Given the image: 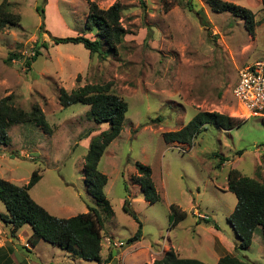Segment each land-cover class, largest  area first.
Here are the masks:
<instances>
[{"label": "rangeland", "instance_id": "obj_1", "mask_svg": "<svg viewBox=\"0 0 264 264\" xmlns=\"http://www.w3.org/2000/svg\"><path fill=\"white\" fill-rule=\"evenodd\" d=\"M225 1L251 10L253 29L231 12L212 11L206 0H8L19 21L0 31V98L11 94L25 110L38 104L50 131L33 123L11 126L8 145L0 144V178L21 185L39 170L30 196L58 217L97 208L103 217L100 264L152 263L170 248L215 264L224 247L233 250L239 242L228 219L236 197L227 190V174L235 168L264 181V116L248 115L232 89L239 68L264 59V10L261 0ZM92 2L100 9L119 3L122 42L115 49L103 44L100 54L82 44L54 43L51 37H97L85 26ZM37 46L40 54L26 67ZM11 53L19 56L6 61ZM106 83L128 102L123 129L98 164L108 178L110 211L101 210L83 181L89 141L108 125L89 120V106L63 108L58 100L60 89ZM199 111L219 112L239 124L230 129L207 124L191 145L163 140V132L180 129ZM221 158L227 160L217 168ZM135 162L151 168L159 201L144 199L132 179ZM125 199L142 224L141 239L131 244L126 240L138 224L122 210ZM171 204L186 212L175 226ZM5 212L0 201V213ZM0 225L12 241L8 260L0 264H98L43 240L25 247L28 225L16 233L19 240L9 225L1 220ZM212 226L225 238L220 250L207 232ZM234 255L264 264L261 227L254 229L250 246Z\"/></svg>", "mask_w": 264, "mask_h": 264}, {"label": "trees", "instance_id": "obj_2", "mask_svg": "<svg viewBox=\"0 0 264 264\" xmlns=\"http://www.w3.org/2000/svg\"><path fill=\"white\" fill-rule=\"evenodd\" d=\"M212 11L231 12L245 20V24L253 29L255 14L245 7L225 0H206ZM8 0L0 3V31L6 26L15 25L19 16L14 14L9 7ZM264 10V0H261ZM191 8V7H190ZM38 10V8H37ZM120 5L112 4L107 9H100L92 2L89 4V12L85 26L96 32L95 39L84 36L51 37L58 43L82 44L90 53H101L103 44L108 48L115 49L123 40L124 29L120 24ZM196 14L202 22L206 18L201 10ZM43 25L40 26L42 29ZM249 31L251 32V30ZM40 54L39 46L35 47L33 54L24 61L26 67ZM19 55L9 54L6 61L11 62ZM59 103L63 108L72 104L80 103L89 106L86 116L97 125L107 123V128L92 137L88 149L84 155L83 181L87 186V192L95 198L101 210L110 211V203L104 192L108 178L99 170V161L106 147L120 134L123 129L128 102L119 95L110 91V84H85L70 91L60 89ZM264 120V118H263ZM33 123L41 127L45 132L50 131V125L38 104L25 110L13 103L12 95L8 94L0 98V144L8 145V131L11 126L18 124ZM207 124H214L223 129H230L239 124L235 118L215 111H199L193 115L187 123L178 130L163 132L165 142L191 145L195 137ZM227 158H221L216 164L218 168ZM137 175L133 181L140 186L144 199L149 203L160 200V196L152 180V171L148 165L135 162ZM39 170H33L29 180L25 184H15L0 178V201L6 212L0 213V220L6 226H10V235L16 233L23 225L30 227L27 242L35 246L40 241H46L51 245H57L61 249L72 252L78 258L91 260L100 264L102 250L103 217L101 212L94 207L88 206L87 211L70 217H58L49 213L43 206L38 204L31 196L30 189L40 179ZM227 190L236 197V204L229 215L239 242L234 250L247 249L252 241L256 227H261L264 243V181L242 176L235 168L227 174ZM122 210L128 213L138 224L133 235L127 238V243L137 242L142 236V224L136 213L129 207V201L125 199ZM171 225H177L185 218L186 212L177 205L171 204ZM206 221V220H205ZM110 257V254H109ZM141 264H206L196 258L180 257L173 249H168L163 256L156 258L152 263ZM215 264H247L245 261L232 254H225Z\"/></svg>", "mask_w": 264, "mask_h": 264}, {"label": "built area", "instance_id": "obj_3", "mask_svg": "<svg viewBox=\"0 0 264 264\" xmlns=\"http://www.w3.org/2000/svg\"><path fill=\"white\" fill-rule=\"evenodd\" d=\"M232 93L248 115L264 116V59L255 60L238 69V79ZM24 246L28 247L29 243L26 242Z\"/></svg>", "mask_w": 264, "mask_h": 264}, {"label": "crops", "instance_id": "obj_4", "mask_svg": "<svg viewBox=\"0 0 264 264\" xmlns=\"http://www.w3.org/2000/svg\"><path fill=\"white\" fill-rule=\"evenodd\" d=\"M198 213H196V215H197ZM197 217L198 218H200V219H203V217H199L198 215H197ZM196 216H195V218H197ZM205 219V218H204ZM208 220V219H207ZM207 232L212 236V237H214V239H215V243H214V245H213V248L215 249V250H217V248L220 250L221 249V247L222 246H224V240H225V238L220 234V233H218L219 231H218V229H216L215 227H210L208 230H207ZM16 237H18V236H16ZM20 239V237H18V240ZM102 240H103V238H102ZM12 241H11V239L8 237V234H6V232L4 231V228H2L1 227V225H0V259H4V263L8 260V257L10 256V247L8 246V244L9 243H11ZM102 244V243H101ZM218 245L220 246V248L218 247ZM30 246H32V245H30ZM170 247H172L173 248V246H171L170 245ZM224 248H225V250H224ZM222 250H221V252H220V254H218L217 255V260L220 258V257H222L223 255H225V254H232V255H234L235 254V250H234V247H233V250H231L230 248H227V247H224ZM175 252L180 256L181 254V252L180 251H178V249L176 248L175 249ZM218 253V252H217ZM181 257V256H180ZM217 262V261H216Z\"/></svg>", "mask_w": 264, "mask_h": 264}]
</instances>
